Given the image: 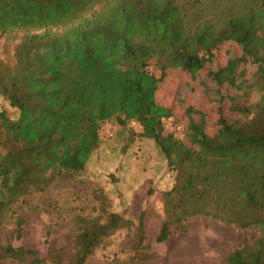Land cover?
<instances>
[{
	"label": "trees",
	"instance_id": "obj_1",
	"mask_svg": "<svg viewBox=\"0 0 264 264\" xmlns=\"http://www.w3.org/2000/svg\"><path fill=\"white\" fill-rule=\"evenodd\" d=\"M227 46L255 59L264 96V0H0V97L16 112L0 110V230L12 220L19 240L26 200L84 171L102 144L100 129L115 121L121 133L127 126L132 136L153 141L173 173L161 194L156 243L186 232L195 217L240 230L254 226L259 236L252 243L243 238L224 264H264V109L244 108L235 121L223 114L240 60L219 63ZM151 61L157 74L149 71ZM169 69L187 81L173 91ZM210 86L220 91L213 105L185 102L184 88L197 97ZM215 107L216 131L205 126ZM170 117L183 125V138L163 134L162 119ZM143 220L144 211L135 225L117 214L104 223L79 216L66 264H88L115 229L130 226V262L149 260ZM11 262L64 264V254L45 260L0 244V264Z\"/></svg>",
	"mask_w": 264,
	"mask_h": 264
},
{
	"label": "rangeland",
	"instance_id": "obj_2",
	"mask_svg": "<svg viewBox=\"0 0 264 264\" xmlns=\"http://www.w3.org/2000/svg\"><path fill=\"white\" fill-rule=\"evenodd\" d=\"M224 52L232 56L227 57ZM241 54L238 46L222 47L217 59L219 63L225 64L229 58H238ZM254 60L251 56L246 59L240 57L234 63L235 82L232 88L225 90H228V94H225L222 101L223 114L230 121L242 118L244 108L252 111L262 107L264 109V96L256 82L258 73ZM149 71L158 73L154 61H151ZM169 71L170 69L166 73L167 83L171 86L169 90H175L174 87L179 82H187ZM206 88L208 90L200 89L197 97H193V91L184 88L185 102L198 107L196 105L199 102L208 99L213 105L220 91L213 90L212 86ZM234 95L238 96L233 98ZM161 99L169 107L170 99ZM1 109H5L10 116L16 115L0 97ZM214 109L215 111L210 112V124L205 126L216 131L219 129V114L216 107ZM252 115L253 113L246 116V119H250ZM177 117L179 118L178 115ZM116 124L113 121L102 126V144L84 171L74 178L54 181L46 192L30 196L26 200L19 212L24 219L21 238L15 239L13 221L10 220L0 230V244L23 246L45 260L61 250L66 264L74 253V237L78 233L76 219L79 216L92 219L98 217V221L104 223L109 214H117L124 220H131L135 225L141 211H144V236L149 245L146 250L149 260L130 262L129 250L134 242V226H130L128 229H115L109 241L96 248L87 263L224 264L228 254L241 246L243 238L246 237L252 243L259 236L258 228L254 226L240 230L215 219L195 217L189 219L186 232H174L164 243H156L163 221L161 194L172 186L173 173L169 171L163 155L153 141L142 140L129 130L133 133L132 136L127 126L121 133L122 129ZM162 125L164 135L173 133L175 137L183 138V125L172 117L163 118ZM129 137L133 138L132 141H129ZM150 188L152 193L148 196L147 191ZM101 200L103 209L99 211Z\"/></svg>",
	"mask_w": 264,
	"mask_h": 264
},
{
	"label": "built area",
	"instance_id": "obj_3",
	"mask_svg": "<svg viewBox=\"0 0 264 264\" xmlns=\"http://www.w3.org/2000/svg\"><path fill=\"white\" fill-rule=\"evenodd\" d=\"M130 125L133 126V127L140 128V125L137 122H135V121H131L130 122ZM178 128L181 130V127L180 126H178Z\"/></svg>",
	"mask_w": 264,
	"mask_h": 264
}]
</instances>
